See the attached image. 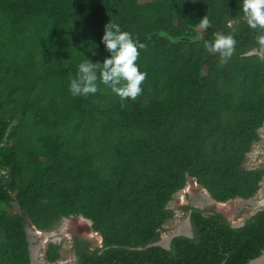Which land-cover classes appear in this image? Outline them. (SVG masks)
<instances>
[{"label":"trees","instance_id":"obj_1","mask_svg":"<svg viewBox=\"0 0 264 264\" xmlns=\"http://www.w3.org/2000/svg\"><path fill=\"white\" fill-rule=\"evenodd\" d=\"M205 15L211 27L202 30ZM109 22L144 45L142 93L121 100L98 80L96 94L73 97L82 59L109 55ZM216 33L236 41L225 62L204 48ZM259 34L242 0H0V264H32L29 229L51 232L71 217L102 240L75 238L76 264L261 257L264 210L234 228L222 214L185 207L193 238L156 245L191 181L219 204L262 190L264 168L247 167L264 129ZM61 258L50 244L45 261Z\"/></svg>","mask_w":264,"mask_h":264},{"label":"clouds","instance_id":"obj_2","mask_svg":"<svg viewBox=\"0 0 264 264\" xmlns=\"http://www.w3.org/2000/svg\"><path fill=\"white\" fill-rule=\"evenodd\" d=\"M243 14L247 25L253 31L260 33L257 44L264 51V0H242ZM198 27L207 30L211 22L205 15L198 23ZM101 43L109 55L103 62L93 63L83 58L77 66L75 78L69 83V91L73 97H87L98 92L97 81L107 86L121 100H135L142 93V83L146 73L139 70L136 63L139 57L138 49L144 48L133 36L114 22H109L104 28ZM236 41L232 35L216 33L214 40L205 41L204 48L209 53L218 55L222 62L232 57ZM94 54V53H93ZM99 73V75H98Z\"/></svg>","mask_w":264,"mask_h":264},{"label":"rangeland","instance_id":"obj_3","mask_svg":"<svg viewBox=\"0 0 264 264\" xmlns=\"http://www.w3.org/2000/svg\"><path fill=\"white\" fill-rule=\"evenodd\" d=\"M146 1L151 0H141V2ZM261 137V143L255 146L254 152L247 158V167L249 169L264 168V129L261 131ZM190 206L202 209L206 215L222 214L233 226L241 227L256 212L264 210V182L258 196L251 201L236 200L227 204H219L212 201L207 191L201 189L196 182L191 181L188 187L178 194L170 205L176 217L165 226L167 232L162 237L163 246H166L168 239H171L174 235L181 236L183 234L179 233L178 230L187 224L189 212L185 211L184 208ZM14 211L18 212V209L16 208ZM183 235L189 236L190 234L186 232ZM29 236L35 264H48L45 261V253L50 244L59 246L61 251L62 258L56 264H76L75 238L97 241L99 247L102 246V240L96 234H93L90 229V223L81 217L64 219L51 232H40L31 227Z\"/></svg>","mask_w":264,"mask_h":264},{"label":"water","instance_id":"obj_4","mask_svg":"<svg viewBox=\"0 0 264 264\" xmlns=\"http://www.w3.org/2000/svg\"><path fill=\"white\" fill-rule=\"evenodd\" d=\"M252 54H258V52L257 51H254V52H252L251 53V55ZM260 56L261 57H263V54H260ZM208 193V192H207ZM209 195V194H208ZM213 200V199H212ZM214 201V200H213ZM215 202V201H214ZM259 212V211H258ZM258 212H256L254 215H256ZM253 215V216H254ZM252 216V217H253ZM245 224V223H244ZM244 224L242 225V226H244ZM241 226V227H242ZM234 228H239V227H235V226H233ZM33 228V227H32ZM34 229V228H33ZM178 236H180V235H174L173 237H171V239H168V241H167V245L166 246H163L162 245V241L161 242H159L158 244H156L157 246H161V247H163V248H165V249H170V247H171V242H172V240L175 238V237H178ZM189 238H193V234H191V235H189L188 236ZM33 258H34V255L32 256V264H35L34 263V261H33ZM224 264H226V262L224 263ZM248 264H264V253H263V255L261 256V257H259V258H257V259H255V260H252L251 262H249Z\"/></svg>","mask_w":264,"mask_h":264},{"label":"flooded vegetation","instance_id":"obj_5","mask_svg":"<svg viewBox=\"0 0 264 264\" xmlns=\"http://www.w3.org/2000/svg\"><path fill=\"white\" fill-rule=\"evenodd\" d=\"M262 58H264V57H262ZM211 198V197H210ZM191 208H194V209H200V208H198V207H196V206H190ZM200 210H202V209H200ZM190 216H191V213L189 212V220H188V222H187V226L186 225H183V226H185V228H186V231L185 232H183V234H185L186 232H189V234L191 235V234H193V230H192V225H191V220H190ZM179 232V231H178ZM180 233V232H179ZM181 235V236H184V237H188V236H186V235ZM178 237H180V236H178ZM99 244V243H98Z\"/></svg>","mask_w":264,"mask_h":264},{"label":"bare ground","instance_id":"obj_6","mask_svg":"<svg viewBox=\"0 0 264 264\" xmlns=\"http://www.w3.org/2000/svg\"><path fill=\"white\" fill-rule=\"evenodd\" d=\"M213 201V200H212ZM214 202V201H213ZM187 226V225H186ZM180 233H183L186 231V228L185 226H182L179 230H178ZM38 261V260H37Z\"/></svg>","mask_w":264,"mask_h":264}]
</instances>
